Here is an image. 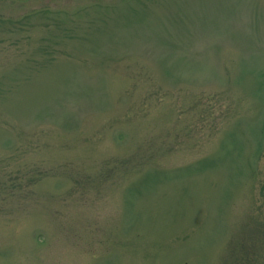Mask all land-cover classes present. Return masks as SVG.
I'll list each match as a JSON object with an SVG mask.
<instances>
[{
	"label": "rangeland",
	"instance_id": "1",
	"mask_svg": "<svg viewBox=\"0 0 264 264\" xmlns=\"http://www.w3.org/2000/svg\"><path fill=\"white\" fill-rule=\"evenodd\" d=\"M0 264H264V0H0Z\"/></svg>",
	"mask_w": 264,
	"mask_h": 264
}]
</instances>
